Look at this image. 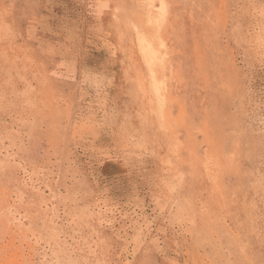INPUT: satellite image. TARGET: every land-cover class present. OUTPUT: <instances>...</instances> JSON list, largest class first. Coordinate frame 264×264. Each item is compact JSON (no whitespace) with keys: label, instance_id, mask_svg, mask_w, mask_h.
<instances>
[{"label":"rangeland","instance_id":"1","mask_svg":"<svg viewBox=\"0 0 264 264\" xmlns=\"http://www.w3.org/2000/svg\"><path fill=\"white\" fill-rule=\"evenodd\" d=\"M263 11L0 0V264H264Z\"/></svg>","mask_w":264,"mask_h":264},{"label":"bare ground","instance_id":"2","mask_svg":"<svg viewBox=\"0 0 264 264\" xmlns=\"http://www.w3.org/2000/svg\"><path fill=\"white\" fill-rule=\"evenodd\" d=\"M146 8H145V10H144V12H145V14L147 15L146 17L148 18V20H147V22L148 21H151L152 20V12H153V9L154 8H156L153 4H149V5H147V6H145ZM138 9V8H137ZM264 12V11H263ZM137 13V12H136ZM261 14V13H260ZM153 20H155L154 19V17H153ZM156 21V20H155ZM154 21V22H155ZM160 21V20H159ZM159 21H156L157 23L159 22ZM145 23V22H144ZM148 23H150V22H148ZM153 24V23H152ZM145 25V24H144ZM154 25V24H153ZM146 26V25H145ZM135 27V26H134ZM137 27V26H136ZM138 28V27H137ZM136 30V29H135ZM139 30V29H138ZM138 32V31H137ZM141 37V36H140ZM142 37H144V36H142ZM142 37H141V39H142ZM150 38V37H149ZM140 39V40H141ZM150 39H152V38H150ZM145 42H146V44H145V51H146V53H145V51H143L144 52V55L145 54H147L146 56H155V51H154V49L151 47L152 45H151V42H149V41H147L146 39H145ZM142 45H143V43H142ZM156 53H158L157 51H156ZM145 56V57H146ZM157 57H158V55H156ZM153 57H150V59H151V61L153 62L154 60H153ZM147 58V57H146ZM149 58V57H148ZM145 61H147V59L145 60ZM148 62V61H147ZM153 79H154V77H153ZM163 82V81H162ZM161 82V83H162ZM164 83V82H163ZM160 84V83H159ZM161 85V84H160ZM157 86H158V84H157ZM156 90V89H155ZM158 91H160V89H159V87H158ZM156 92H157V90H156ZM155 93V92H154ZM159 94H160V92H158ZM158 95V94H157ZM161 95V94H160ZM236 135V134H235ZM245 226V225H244Z\"/></svg>","mask_w":264,"mask_h":264}]
</instances>
